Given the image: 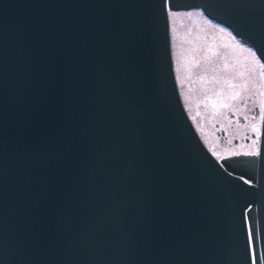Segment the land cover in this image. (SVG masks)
Returning a JSON list of instances; mask_svg holds the SVG:
<instances>
[{
  "label": "water",
  "instance_id": "95a60500",
  "mask_svg": "<svg viewBox=\"0 0 264 264\" xmlns=\"http://www.w3.org/2000/svg\"><path fill=\"white\" fill-rule=\"evenodd\" d=\"M196 9L264 73V0H0V264H264V104L256 154L210 155L167 17Z\"/></svg>",
  "mask_w": 264,
  "mask_h": 264
},
{
  "label": "rangeland",
  "instance_id": "374dc122",
  "mask_svg": "<svg viewBox=\"0 0 264 264\" xmlns=\"http://www.w3.org/2000/svg\"><path fill=\"white\" fill-rule=\"evenodd\" d=\"M167 17L173 67L205 146L218 159L254 154L260 124L253 114L248 119L241 105L262 107L261 63L197 9L168 12ZM230 112H234V122L227 115ZM242 115L247 118L243 125L236 119ZM222 129L226 139L220 141Z\"/></svg>",
  "mask_w": 264,
  "mask_h": 264
},
{
  "label": "flooded vegetation",
  "instance_id": "af4514ba",
  "mask_svg": "<svg viewBox=\"0 0 264 264\" xmlns=\"http://www.w3.org/2000/svg\"><path fill=\"white\" fill-rule=\"evenodd\" d=\"M174 73H175V77H176V84H177V87H178V91H179V96L181 97V100H182V104H183V107L185 108V111H186V114H187V116L189 117V119L191 120V123L193 124V127H195V129H196V131H197V133H198V135L200 134L199 133V130L197 129V127L195 126V119H194V117H193V115L191 114V112H190V110H189V108L187 107V105H186V102H185V99H184V97H183V93H182V89H181V87H179V79H178V77H177V74H176V72H175V70H174ZM241 103H242V101L240 102V105H241ZM262 105V104H261ZM242 106V113H245V114H248V119L251 117V115L253 114L254 116H255V118H256V120H258L259 121V124H260V122H261V111H262V107H260V106H255V105H252V107L251 106H245V104H243V105H241ZM234 112H230V113H227V115L230 117V120L231 121H233L234 122V120H235V118H234ZM253 118V117H252ZM236 119L238 120V123L239 124H241V125H243V123H246V121H247V118H245V116L244 115H242V116H237L236 117ZM214 126L215 127H218L217 126V123H215L214 124ZM260 126H261V124H260ZM259 130H260V127H259ZM258 133H259V131H258ZM218 134H220L221 135V140L220 141H222L223 139H226V136L224 135V130L222 129V130H219V132H218ZM200 137V136H199ZM253 138V137H252ZM258 138H259V134H258ZM202 139V138H201ZM244 141L245 142H248V138L246 137L245 139H244ZM257 144H258V140H257ZM257 148H258V146H257ZM256 153V152H255ZM253 155V154H252ZM231 156H233V155H231Z\"/></svg>",
  "mask_w": 264,
  "mask_h": 264
},
{
  "label": "snow or ice",
  "instance_id": "6c2138e0",
  "mask_svg": "<svg viewBox=\"0 0 264 264\" xmlns=\"http://www.w3.org/2000/svg\"><path fill=\"white\" fill-rule=\"evenodd\" d=\"M253 130L255 131L256 129H255V128H253Z\"/></svg>",
  "mask_w": 264,
  "mask_h": 264
}]
</instances>
